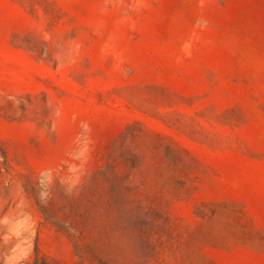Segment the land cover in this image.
<instances>
[{
  "label": "rangeland",
  "instance_id": "1",
  "mask_svg": "<svg viewBox=\"0 0 264 264\" xmlns=\"http://www.w3.org/2000/svg\"><path fill=\"white\" fill-rule=\"evenodd\" d=\"M102 169L112 264H264V0H0V264H102L62 208Z\"/></svg>",
  "mask_w": 264,
  "mask_h": 264
},
{
  "label": "trees",
  "instance_id": "2",
  "mask_svg": "<svg viewBox=\"0 0 264 264\" xmlns=\"http://www.w3.org/2000/svg\"><path fill=\"white\" fill-rule=\"evenodd\" d=\"M116 182L110 177L106 169L90 175L88 180L82 185L80 192L73 198L66 195L68 202L63 205L65 210V220L70 221V231L76 250L80 255L85 247L91 250L93 259L102 264H112L111 258L101 252V243L109 244L110 240L103 237V232H110L118 227L117 219L114 215L113 202L108 201L107 196L112 197L116 193ZM30 188V187H29ZM32 192L36 194V187L32 186ZM31 190V189H29ZM116 203V201L114 202ZM40 208L46 219L54 224L63 227L60 221L63 219L59 214L60 208L55 205V197L44 199L40 203ZM121 212L128 217L127 229L138 240L142 246L150 244V230L147 225V218L144 212L140 211L130 196L121 198ZM105 219H100V216ZM96 229L99 233L93 240L85 245L83 237L88 232Z\"/></svg>",
  "mask_w": 264,
  "mask_h": 264
}]
</instances>
